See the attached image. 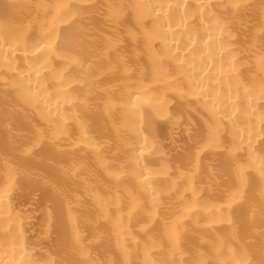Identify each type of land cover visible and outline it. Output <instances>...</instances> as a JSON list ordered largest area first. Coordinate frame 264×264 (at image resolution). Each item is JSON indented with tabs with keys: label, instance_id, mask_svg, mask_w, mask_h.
Segmentation results:
<instances>
[{
	"label": "bare ground",
	"instance_id": "1",
	"mask_svg": "<svg viewBox=\"0 0 264 264\" xmlns=\"http://www.w3.org/2000/svg\"><path fill=\"white\" fill-rule=\"evenodd\" d=\"M0 264H264V0H0Z\"/></svg>",
	"mask_w": 264,
	"mask_h": 264
}]
</instances>
